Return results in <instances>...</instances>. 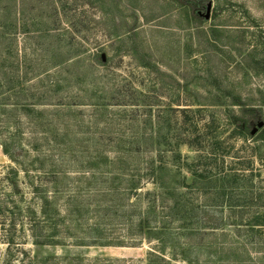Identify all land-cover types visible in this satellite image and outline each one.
Wrapping results in <instances>:
<instances>
[{
  "label": "rangeland",
  "instance_id": "rangeland-1",
  "mask_svg": "<svg viewBox=\"0 0 264 264\" xmlns=\"http://www.w3.org/2000/svg\"><path fill=\"white\" fill-rule=\"evenodd\" d=\"M196 1L202 14L210 7L211 19H195ZM210 25L226 34L213 42ZM249 57L264 58V0H0V264H146L151 253L164 261L154 264H219L208 246L213 236L182 240L176 230L204 225L199 220L176 223L157 214L160 224L149 225L167 224L169 231L127 235L123 211L129 216L135 199L125 196L126 208L110 209L115 196L100 202L97 189L101 173L123 179L124 188L130 178L98 156L128 154L131 175L139 157L135 141H144L143 154L153 131L156 138L168 127L177 136L189 129L177 111L202 104L189 119L224 117L209 105L215 93L232 90L257 105L264 70ZM245 64L253 69L247 77L240 70ZM223 120L212 133L224 164L252 168L243 175L254 182H238L240 206L224 212L230 250L222 263L264 264V229L247 226L264 207L257 177L264 179V168L257 160L250 167L257 144L234 137ZM199 162L214 172L209 160ZM139 187L154 191L149 183ZM196 194L199 205L208 203ZM213 211L209 217H218L220 210ZM233 216L242 217L239 229ZM197 245L205 248L190 253Z\"/></svg>",
  "mask_w": 264,
  "mask_h": 264
},
{
  "label": "trees",
  "instance_id": "trees-1",
  "mask_svg": "<svg viewBox=\"0 0 264 264\" xmlns=\"http://www.w3.org/2000/svg\"><path fill=\"white\" fill-rule=\"evenodd\" d=\"M193 4L194 9L192 13L193 15L196 13L195 19L201 21L202 12L199 11V9L202 8L201 1H196ZM210 14L211 9L209 6H206L205 12L202 14L203 18L208 21L211 19ZM209 28L210 31L207 35L213 36V42H216V38L221 36V32L226 34V31H219L216 25H210ZM9 36L12 35L10 34ZM248 62L254 67H259L260 65L264 70V58L253 57L251 59L249 57ZM240 70L242 71V76L247 77L250 76V70L253 69L248 68V64H245L240 67ZM261 82L262 86H259V88L255 90L259 95V103L257 105H252L248 100H244L240 93L233 90L221 94L215 93V99L209 106L217 109L222 108L224 117L213 116L205 122H196L198 119L195 121L193 120L194 118L189 119L187 115L200 112L199 110H202V106H204L202 104H197L199 107L197 111H192L191 109L177 111L183 113V116L181 115L183 117L182 125L187 124L189 126V129L186 130L183 135H175V130L168 127L167 131L162 133L165 135L164 137L158 136L155 138L153 137V131L149 138H145V140H147V143L145 142V148L147 149L143 151V154L141 153V148L144 141H135V147L137 148L135 153L138 154L139 157L138 159L134 158V165H136L137 168L133 169L131 175L126 173L130 159L128 154L116 155L117 157L115 158L114 156L109 158L106 155L103 156L104 153H99L98 158L101 164L107 167L111 166L113 170H117L122 176L124 175L130 178L126 181L128 187L124 188L123 179L111 178L109 180L110 174L106 175V173H101V177H99V189H97V194L102 197H98V201L100 202H103L110 194H112L111 196H115L117 202L115 205H110V209L124 207V202L126 200L125 196L135 199V204L129 207V211H132V213L126 216L123 211V215L128 217L124 223V226L127 228V235L131 236L134 233L135 236H141L150 234L156 230L169 231V228L164 227L167 224H164L162 227H152L149 225L153 220L157 222V224H160L159 222L161 221L156 217L157 214L163 215L162 220L170 218L169 220L171 222L176 223L189 221L197 222L199 220L200 222L202 221L204 225L200 227H187L183 225V227L176 228V230L178 229L182 232L180 238L182 240H187V237L194 235L213 236L214 240H212L208 246L214 247V255L216 254L217 257L214 255L212 257L217 258V262L215 263H224L226 251L228 249L230 250L227 242L224 241L226 239L225 226H227L224 223L226 217L224 212L226 209L238 208L240 206L237 205L241 194L238 193L241 190V185L238 182H246L247 180L254 182V178L251 175H243L248 174L246 172L252 173V168L240 169L244 167L243 163H234L233 165L236 166L235 169H227L220 151L222 145L221 141L218 137L214 136L212 132L214 129L216 130L214 125H217L220 118H223L224 120L222 122L227 124L234 137L241 139L243 142L252 140L257 144V146L252 149L253 155L250 159V167L253 166L252 160L255 162L257 160L259 165L264 168V79H262ZM152 118L154 119V117ZM156 118L158 119V117ZM154 123H156V121H154ZM149 142L151 145H149ZM181 146L187 147L193 151L196 156L193 158L183 157L179 150ZM131 151L128 153H131ZM4 152L8 154L6 149ZM190 159L192 161H190ZM203 159H207L211 162L210 168L213 169L214 172H211L205 163L199 162ZM122 166H126V168L119 169V167ZM183 171H185L187 175L183 176ZM177 176L182 178L184 183H177ZM257 177L264 183V179H261L260 175ZM187 178L189 184L186 182ZM142 182H144V184H152L154 186V191H145L141 193L143 187L139 186L142 185ZM199 185L203 186L200 187ZM123 190L126 194L122 192ZM195 193H197V196L208 198V203L199 205L201 203L195 200ZM250 198L253 199L252 196H250ZM142 200H144V203H142ZM121 201H123V205H120ZM139 209H141V211H139ZM213 210H220V213L217 214L218 217L214 218L212 215L209 217V213H216ZM263 210L261 212H256L255 215L249 219L247 226L252 230H254V228L264 229ZM170 213L173 215H170ZM199 215L202 216L198 219L197 217ZM134 217L136 220H133ZM233 218L238 220L234 221L232 224L234 228L236 227L239 229L243 226L241 216L240 218L233 216ZM94 229L96 232V225ZM97 233L99 235L98 238H101L102 236H100V234L102 231H97ZM220 237H224L223 241H219ZM182 245L184 247L187 246L185 243ZM173 246L175 247V245ZM200 248L204 249L205 247H201L200 245L190 247V253ZM170 249L175 251L172 246ZM179 254L181 256V253ZM244 254L247 255L245 251ZM149 256L150 258L146 264H154V259L159 260L153 253L149 254ZM163 257H165V255H163ZM161 259L162 260L159 261H163V258ZM181 260L182 264H194V262L188 259Z\"/></svg>",
  "mask_w": 264,
  "mask_h": 264
}]
</instances>
